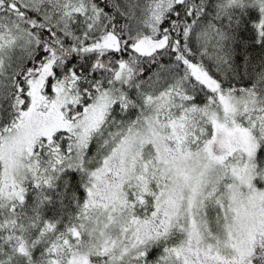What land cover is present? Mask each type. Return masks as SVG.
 Instances as JSON below:
<instances>
[{
  "label": "snow or ice",
  "instance_id": "snow-or-ice-1",
  "mask_svg": "<svg viewBox=\"0 0 264 264\" xmlns=\"http://www.w3.org/2000/svg\"><path fill=\"white\" fill-rule=\"evenodd\" d=\"M0 264H264V0H0Z\"/></svg>",
  "mask_w": 264,
  "mask_h": 264
}]
</instances>
